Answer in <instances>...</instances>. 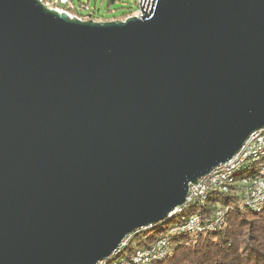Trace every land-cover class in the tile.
<instances>
[{
    "label": "water",
    "instance_id": "water-1",
    "mask_svg": "<svg viewBox=\"0 0 264 264\" xmlns=\"http://www.w3.org/2000/svg\"><path fill=\"white\" fill-rule=\"evenodd\" d=\"M142 11L0 0V264L110 262L264 127V0Z\"/></svg>",
    "mask_w": 264,
    "mask_h": 264
},
{
    "label": "trees",
    "instance_id": "trees-1",
    "mask_svg": "<svg viewBox=\"0 0 264 264\" xmlns=\"http://www.w3.org/2000/svg\"><path fill=\"white\" fill-rule=\"evenodd\" d=\"M116 1L120 0H108V8ZM121 8L125 10L119 16L110 18L95 16L93 11L87 15L111 19L125 18L134 12L125 6ZM252 169H242L239 175ZM236 185L239 184H234L228 193H209L204 203L186 206L164 223L133 232L115 258L132 256L153 247L159 239L168 238L170 250L166 256L152 260V264H264V206L260 210L245 206L241 188ZM221 207L226 212L216 228L174 231L195 215L213 217Z\"/></svg>",
    "mask_w": 264,
    "mask_h": 264
},
{
    "label": "bare ground",
    "instance_id": "bare-ground-1",
    "mask_svg": "<svg viewBox=\"0 0 264 264\" xmlns=\"http://www.w3.org/2000/svg\"><path fill=\"white\" fill-rule=\"evenodd\" d=\"M149 11V10H147ZM132 16V15H129ZM253 145H262L264 142V127L257 129L253 133L250 134L248 139L245 141L243 146L241 147V153L243 154L240 158V154H236L231 160L227 161V165H235L228 168L225 167V163L219 165L217 168L213 169L209 173L204 176H223V179L220 182V187L218 186H210L204 187L196 192L194 198H187V203L179 210H183L186 206L191 204H196L197 202L204 203L207 199L209 193L214 191H220L224 193H228L232 190V186L234 184H239L240 186H246V182L249 180H257L259 176L264 175V165H259L260 162L264 161V145L261 147H253L248 150V146L246 143L252 141ZM253 168L251 172L248 170V174L239 175L242 169ZM243 171V170H242ZM246 171V170H245ZM204 176L195 180L191 183V186H195L197 183L201 182V179H204ZM249 192H256V185H249ZM243 203L248 208H254L260 210L264 206V190L260 192V194H244L242 195ZM226 212V208L221 207L217 210L216 214L213 217H206L203 220H199V215H195L190 218L189 221L184 223L183 225L174 229V231H193L196 229H202V226L210 229L216 228L220 222L223 220V215ZM197 220V221H195ZM195 222V223H188ZM222 224V223H221ZM204 229V228H203ZM197 231V230H196ZM129 239V238H128ZM128 239L124 242L126 245ZM124 247V246H122ZM122 248L116 253V255L121 251ZM151 249H159L152 250ZM170 250V242L168 238H161L153 245V247L140 251L137 254L132 255L130 258L127 256L116 259L113 258L110 263L107 261H101L97 264H152V260L161 258ZM143 252V253H142Z\"/></svg>",
    "mask_w": 264,
    "mask_h": 264
},
{
    "label": "built area",
    "instance_id": "built-area-1",
    "mask_svg": "<svg viewBox=\"0 0 264 264\" xmlns=\"http://www.w3.org/2000/svg\"><path fill=\"white\" fill-rule=\"evenodd\" d=\"M45 5L55 8L56 10H59L61 12H67L71 17H77L79 19H87L91 16L87 15L88 13L92 12V8L89 4L83 3L80 4V7H77L75 2L73 0H41ZM137 4V9L130 15H137L141 17L143 15L142 7L145 10H151L154 0H133ZM98 20H104L103 18H98ZM264 145V142L262 145H253V139L252 141H249L246 143V146H248V150L252 149L253 147H261ZM237 154H240V158L243 154L241 153V149ZM235 165H227V162H225V167L222 168H228ZM223 179V176H204V179H201L200 183H197L195 186L190 187L189 194L187 198H194L196 195V192L204 187H210V186H218L220 187V182ZM249 185H256V192H249ZM237 187L241 188V194H260L262 190H264V175L259 176L257 180H249L246 182V186H239ZM199 220H203L199 216ZM197 221V220H195ZM188 223H195V222H188ZM152 250H159V249H151ZM143 253V252H142Z\"/></svg>",
    "mask_w": 264,
    "mask_h": 264
},
{
    "label": "rangeland",
    "instance_id": "rangeland-1",
    "mask_svg": "<svg viewBox=\"0 0 264 264\" xmlns=\"http://www.w3.org/2000/svg\"><path fill=\"white\" fill-rule=\"evenodd\" d=\"M73 1L77 5V7H80L81 2H82V4L83 3L89 4L90 7L92 8V11L95 14V16H102V17H106V18H110L113 16H119L123 12V10H125V9L121 8L122 6L128 7L130 9H132L133 11H135L137 9V4L133 0L116 1L115 3L110 4L109 8H108V0H73ZM125 18H121V19H125ZM95 19H97V18H95ZM111 19H117V18H111ZM104 20H107V19H104ZM259 165L260 166L264 165V161L260 162ZM242 200H243V198H242ZM137 250H139V249H137ZM136 253H138V251ZM130 257L131 256H128V258H130Z\"/></svg>",
    "mask_w": 264,
    "mask_h": 264
}]
</instances>
